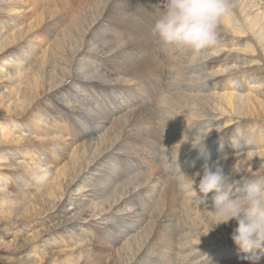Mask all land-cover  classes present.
Instances as JSON below:
<instances>
[{"label":"rangeland","instance_id":"rangeland-1","mask_svg":"<svg viewBox=\"0 0 264 264\" xmlns=\"http://www.w3.org/2000/svg\"><path fill=\"white\" fill-rule=\"evenodd\" d=\"M147 1L113 0L111 9L115 8L114 14L110 11L105 14L106 12L101 11L108 6L106 5L107 0H0V133L1 130L8 131L7 138L10 139H6L3 143L4 139L1 140L0 137V264H192L190 257L186 260L188 262L184 261L185 254L188 255L198 250L190 247V242L192 246L201 248L203 243L208 244L209 239L212 240L214 236L221 240L229 239L232 232L230 233L228 228L225 229L226 226L232 224L233 230L237 227L233 225V222L236 224L235 221L214 227L215 220L211 212H207L208 217H206L197 207H191V204L194 203L195 206L199 204V201L194 199L195 194L188 188L186 192L179 194L181 197L178 195L177 209L172 213L162 212L160 216L167 219L157 222L150 215L154 208L151 198H159L164 191L162 184H166L164 183L166 179H181L179 183L182 184L185 177L180 173L187 176L189 173L193 175V170L190 169L197 167L194 163H188L183 168L184 164L178 166L176 162L173 164L176 175L166 173L163 174L167 175L165 178L160 175L163 182L160 181L159 175L153 178L152 174L156 171L161 173L163 170L158 166L165 165L164 161L159 163L157 160L164 159V157L169 158L170 152L181 148L170 146L171 149L165 155L162 152L166 147L165 143L168 145L177 139L182 141L184 137L191 138L194 133L200 131L204 134L214 132L213 135L207 137L211 139H205L200 147L211 149V152L214 151L216 154L214 157L205 158L203 163L199 164V168L194 169V173L202 170L205 163L223 162L228 160L230 155H234V151L221 147L232 145L230 142L233 140V131L221 130L215 134L220 122H215L212 117L217 113L213 110L214 101L206 103L204 100V97L212 98L211 95L217 92H225V87L222 85L228 80L223 79L218 84L213 83L207 88L201 86L192 91L182 89L181 92L186 95L188 101L192 100L190 102L178 98L174 100L180 108L173 109L174 120L169 119L167 123L175 122V126L169 127L167 131L178 130L175 135L170 136L169 134L170 137L165 136L161 142L154 143V145L150 143L147 145L139 140L142 143H135L134 148L131 143L129 144V138L140 134L139 131L143 128L150 129L149 124L137 121L133 128L126 125L120 131L116 130L118 134L112 136V142H116V146L106 154L98 155L99 150L96 149L98 146L96 147L95 141L97 143V140L102 137L109 139L108 131H111L116 123L126 120V114L139 109L145 103H153L152 105L155 104L160 108L165 107L166 103L162 99L168 96L170 89L163 98L162 96L167 90L165 86L168 81L185 80V85L189 88L191 83H200L199 79L203 75H208L213 71L206 68L189 74L190 72L185 73L186 71L178 72V67H175L173 72L167 68L163 71V76L158 83L157 77L152 78L155 80L154 87L150 88L152 92L149 86L143 87L144 83L141 84V81H138L141 74L132 70L134 69L132 65H135L137 58L140 57L138 47L135 45L128 47L127 43L125 44L126 41L133 39L132 33L123 32L125 25L119 20L127 15L151 31L154 20L162 10V1L155 0L157 6ZM250 1L233 0L234 8L231 12L243 19L244 13L259 3V11L253 8L248 12L249 15L264 12V0ZM117 6L120 9L124 8V12L116 13ZM95 8H99L97 15L93 12L97 10ZM243 10L246 11L243 12ZM99 12L104 13L101 18L106 17L101 23L103 26L92 28L91 25L95 18L100 15ZM140 13H145V15ZM245 33L250 39L235 37L233 31L225 28L221 21L218 26V35L220 46H223V53L215 58L225 65L223 69L232 66L237 68L246 66L243 72L252 75L259 72L264 76V55L260 48L257 47V56L242 52V48L246 45L257 46L258 34L254 36L248 31ZM101 34H103V39L100 37ZM116 37L117 41H120L119 44L126 45L124 48H128V52L123 53L124 57L119 55L116 58V55H110L111 52L106 55L100 53L102 58L100 55V57L93 55L94 52L99 51L98 46H107L111 44V41L114 43ZM210 53L211 51L185 57L189 59L197 56L200 59L202 55ZM135 54L138 56L136 57ZM210 58L212 57L207 60L209 61ZM203 61H196L192 66L193 69L200 67L199 64ZM189 64L184 63L183 66L188 67ZM168 65L167 61L163 66ZM70 74L71 78H69ZM74 76L79 79L96 76L98 80L95 81V85L86 82L79 84ZM169 76L174 79L168 80ZM148 79L149 77L144 81ZM99 82L105 86L97 85ZM114 86L118 89H111ZM142 90L146 93L142 94ZM132 92L138 96L140 101H135L138 102L137 105L131 102L133 104L131 106L127 104V98L122 95L126 93L127 97L132 98L133 95L130 96ZM150 93L153 94V99L149 98ZM170 93L175 94L176 92L171 90ZM199 96L203 99L200 100ZM119 102H124L125 107L117 113ZM202 105L208 111L206 109L204 112L189 110L195 107L201 108ZM167 108L169 110L170 106L165 107V112L168 111ZM104 111L109 113L108 117L112 121L109 125H103L104 130L100 131L95 128V120H88L87 117L96 119L97 114ZM239 113L241 115L244 113L243 107ZM191 114H194L196 118L190 117ZM219 116L217 119H220L221 116ZM188 118H191V121ZM39 120L40 123H37ZM259 120L262 122L264 119ZM154 122L158 123L157 120ZM244 124L245 122L241 123V125ZM190 125L197 127V130H190ZM55 134L64 137L60 140L62 146L50 147L55 141H52ZM161 135L160 132L159 136ZM18 137L19 139H16ZM65 139L68 141L65 142ZM214 140L220 143L218 144L220 147L211 145ZM92 141H94L92 144L94 149L92 147L93 150L86 151L84 148L87 145L89 148ZM25 145L32 148V152L28 155L23 150ZM51 148L54 150L52 153L49 151ZM79 148L81 153L75 152ZM221 148L223 151H220ZM96 150L97 155L94 154ZM58 151H61L59 157L56 156ZM150 153L153 156L157 154L158 158L151 157ZM198 156L201 154L199 153ZM116 173L121 174L119 179L123 181L110 183V176ZM142 177L146 178L144 180L146 188L135 190L136 196L141 195L135 199H128L129 203L120 200L128 191V187H132L126 185L128 180L136 184ZM116 203L118 205L115 206ZM186 203L190 204L187 206ZM142 216H145L144 221L139 219ZM173 224L174 226L183 224L182 226L186 228L180 229L179 233L183 237H176L178 240H173L175 236H171V241H168L166 236L174 234ZM120 226L122 228L119 229ZM129 227L133 228L130 234L126 232L128 229L130 231ZM185 235H188L189 240L184 238ZM133 236L136 238L132 239ZM115 237L119 240L112 243ZM204 238L207 241H204ZM138 239H141L143 243L146 241L145 249L142 251L138 249L141 242H135ZM183 243L184 248L181 246ZM219 253L222 251L212 249L207 254H196L191 257L196 261L207 260V264H250V261L246 259V254L239 250L232 248L226 255Z\"/></svg>","mask_w":264,"mask_h":264},{"label":"bare ground","instance_id":"bare-ground-1","mask_svg":"<svg viewBox=\"0 0 264 264\" xmlns=\"http://www.w3.org/2000/svg\"><path fill=\"white\" fill-rule=\"evenodd\" d=\"M245 1H247V0H245ZM251 1L254 2L255 0L254 1L251 0ZM112 2H113V0H107L106 5H108V6L107 7L104 6L105 9H104V11L102 10L101 12H106L105 14H107V12L110 11L111 13L114 14L115 8H112L111 9V3ZM147 3H151L152 5H155L156 4L155 0H148ZM238 4H240V3H238ZM242 4H243V2H242ZM259 5H260V3L253 5L251 8L249 7L250 9H248L247 11L246 10H243V12L246 11L244 13V18L243 19H241L240 18L241 16L239 17L238 14H234L233 12H231L228 16H226L222 20L225 28H227L229 31L231 29L233 31L235 37H238L239 36L240 38L250 39L249 36L246 35L245 31L250 32L251 35L254 34V36L258 34V40H257L258 43H257V46L255 45V46L252 47V46L246 45L245 48L244 47L242 48L243 49L242 50L243 53H249V54H251V56H257L258 55V53H257V47L260 48V50L262 51V53L264 55V21H263L264 12H259L257 14H255V13L252 14L251 13L252 16H250L249 13H248L253 8H256V11L258 12L259 11ZM155 6H157V5H155ZM159 8H161V7H159ZM93 9H94V7H93ZM95 10L96 11H93L94 12V15L96 13L98 14L99 8H95ZM123 10H124V8L120 9V7H118V6L116 7V13H120ZM91 14H93V13L91 12ZM102 14H104V13H100V15L97 16L96 18L94 17L95 20H94L93 24L91 25L92 28H96V27L101 28L103 26L101 23H102V21H104V19H106V17H102L101 18ZM140 14L145 15V13H140ZM242 16H243V14H242ZM91 18H93V17H91ZM119 21L123 22L124 25H125L124 28L121 25V27L123 28V30H122L123 32H125V33L130 32V33H132L131 36H132L133 39H131L130 41H126L125 44L127 43L126 45H128V47L130 45H135V46L138 47V55L140 54L139 55L140 57L137 58L136 64L135 65H132V66H134V69H132V70L134 72H138L137 74H141L138 81H141L140 82L141 84H142V82L144 83L143 87L144 86L145 87L146 86H149V89L150 88L152 89L154 87V81H155L154 80L155 79L154 77H157V83H158L159 80L161 79V77L163 76V71L166 70L167 68H170L171 71L173 72V70L176 69L175 67H178L177 68L178 69L177 70L178 72L182 73L183 71H186L185 73H189L190 72L189 74L195 73L194 71H196V70H198V71L205 70L206 68H208V70L212 69L213 71H211V73L208 74V75H203L200 79L198 78L200 80V83L199 82H197V84L191 83L189 85V88H188V86L185 85V83H186L185 80L180 79L182 81H179V82H176V81L174 82V80L171 81V82L168 81V84L165 86L167 90L164 91L163 96H162V98H163L164 95L170 89L168 96L165 97L164 99H162V100H164L163 102L166 103L165 107H169L170 106L169 110L167 108L168 111H166L168 113H166L164 111L165 107L164 108L163 107L160 108V107H158L155 104L152 105L153 103H151V104L150 103H145L139 109L132 110L129 114H126L127 115L125 117L126 120H122L119 123H116V126L115 127H112L111 128V131H108L109 139H106L107 137L106 138L102 137L101 139H98L97 140V143L95 141L96 147L98 146V148H96V149L99 150L98 155L101 156L103 154H106L107 151L109 152V150L111 148H113L114 146H116L117 143L116 142H112V136L118 134L116 132V130L120 131V129L123 128L126 125L129 126V127H131V128H133V126L136 125V122L137 121H142L144 124H149L148 127L150 129L143 128V129H141L139 131L140 134L139 133L138 134H135V135L131 136V138H129L130 140L128 142H129V144L131 143V145L133 147H134L135 143H138V142H141V141L143 143L145 142L147 145H148V143L154 145V143L161 142L162 139H164L163 137H165V136L166 137H170V136L175 135L176 134L175 132L178 131V130H176V131H173V130L167 131V129H169V127H174L175 126V122H173V123L169 122V123H166L165 124V119L163 117L166 115V118L168 120L169 119L174 120V117L172 115V114H174L173 109L176 110L179 107L177 105V103H174V100H176L177 98L178 99H182L183 101H186V102H190V100H192V99H190L188 101V99L186 98V95L183 94V92H181L182 89H184V91L185 90L187 91V89H189V90L192 91V89L197 90V89L201 88V86H205V88H207L210 85H213V83L215 85V84H218V82H222L223 79H224V81L225 80H228V81H226L224 83V85H222V87H225V92H222V93L217 92L215 95H211V96H213L212 98L207 96V98H209V99H207L206 97H204V100H206L205 101L206 103H209L210 101H214L212 106L214 107L213 110H215L217 113H216V115H212V113H209V115L211 114L212 117H214V121L215 122H220V124H218L219 127H218L217 131H215V134H217V132L218 131H221V130H224V131H227V130L233 131V134H232L233 135V140L230 142V145L231 144L232 145L231 146H228V147H226L225 145H223L221 147L225 148V150H232V152L234 151V155H230L227 158L228 160H224L223 162H219V164L223 168V170H225L224 172L225 173L227 172L226 175L229 176V180H230V183H231V187L233 189L234 194H236V195H239L240 194L239 189H241L246 182H249V181H252V180H256V179H259L261 181H264V120L262 122H261V120H259V119H264V76L261 75V74H259V72H257V74H254V75L247 74V72H243V70L246 68V66H242V67H239V68H237L236 66H232V67H225V69H223V67L225 65L222 64L219 59L215 58V57H217L218 54L223 53V46L222 47L220 46L217 50H212L210 54L202 55L200 57V59H198L197 56H196V58L194 57V58L187 59L185 56L192 55L191 52H172V53H168V54H158L154 50L153 38L151 36V31L150 30H147V28L144 27V26H142L140 22H138L137 20L135 21L134 19L130 18L127 15L126 16L124 15L122 17V19H120ZM261 21H263V22L261 23ZM9 25H11V24H9ZM117 33H119V32H117ZM130 33H128V34H130ZM102 36H103V34H101V36H100L101 39H103ZM127 39H129V38H127ZM117 40H118V38L116 37L114 39V43H112V41H111V44H108L107 46L106 45H102V46L100 45V46H98V47H100L99 48V51L94 52L93 55L95 54V55L99 56L100 53H104L106 55V54H109L111 52L112 54H110V55H114V56L116 55L115 56L116 58L119 57V55H121L122 57H124L123 56V53H124V51H127L128 52V50H127L128 48L127 49L124 48L126 45L124 46L123 44H119L120 41H117ZM7 41H8V39H7ZM8 43H9V41H8ZM123 48H124V50H123ZM130 48L132 49V47H130ZM140 49H144V50L140 51ZM250 51L253 52V53H251ZM92 52H93V50H92ZM89 53H91V51ZM138 55L135 54L136 57ZM209 57H212V58H210V60L208 61L207 59H209ZM101 58H102V56H101ZM129 60H130V58H129ZM189 60H191V61L189 62ZM199 60H204V61L201 64H199L200 67H198V68L196 67L195 69H193L192 66L195 64L196 61H199ZM167 61L169 62V65L167 67L163 66L164 63L166 64ZM184 63H190L189 64L190 66L184 67L183 66ZM18 67H19V65H18ZM257 68H259V67H257ZM183 69H185V70H183ZM132 70H130V71H132ZM72 72H70V73H72ZM168 74H170V72ZM73 75H74V73H73ZM74 77H75V80H77L76 82H78L79 84L86 82V83H91V84H94L95 85L96 84L95 81L98 80V77H96V76L94 78H87V79H83V78L82 79H79L76 76H74ZM88 77H90V76H88ZM148 77H149V79L146 80V81H144ZM69 78H71V74L69 75ZM152 78H154V79L152 80ZM172 79H174V77H172V76L170 77L169 76L168 80H172ZM236 83H238V84L235 85ZM97 85H99L101 87H104L105 86L102 83L100 84V82ZM115 85H118V84H115ZM157 86H158V84H157ZM114 87H116V88H114ZM114 87H112L111 89H118L117 86H114ZM151 89H150V91H151ZM171 90H173L176 93L175 94H171L170 93ZM81 91H84V90H81ZM20 92H22V91H20ZM142 92H143L142 94H145L146 93V92H144V90H142ZM112 93L113 94H117L115 92H112ZM152 95L153 94H151V93H150V95H148L150 99H153ZM122 96L124 98H127V104H130L131 106L133 105V104H131V102L134 103L135 101L139 100L138 96H135L133 92L130 94V96H132V98L129 97V96L127 97V94L126 93H125V95H122ZM154 96H155V94H154ZM196 98H198V96ZM259 98H261V99H259ZM199 99L201 100L203 98H201L199 96ZM153 102H154V100H153ZM191 102H193V101H191ZM137 103L138 102H135L134 105H137ZM0 104H1V102H0ZM123 104H124V102H119L118 103V105H117L118 106V110L116 111L117 113H119V111L122 109V107L123 108L125 107V105H123ZM187 105H189V104H187ZM190 105L192 106V103ZM202 107H203V105H202ZM202 107L201 108H198V107L196 108L195 107L194 109H189V110L195 111V112H198V111L199 112L200 111L204 112V110L206 109V107L205 108L204 107L202 108ZM242 107L244 109V113H243L244 116H242L243 114L241 115L239 113V112H241ZM210 110L211 109L209 108V111ZM215 111L213 113H215ZM218 115L221 116V117L219 116L220 119H217L218 118ZM108 116H109V113L107 111L106 112L104 111V112L98 113L96 119H94V118L92 119L90 117H87V119L88 120H92V121L95 120V125H96L95 128L96 129L98 128L97 130H100L101 131V130H104V127L105 126H103V125H106V124L109 125V124H111L112 119H110V117H108ZM190 117H194V114H191ZM194 118H196V117H194ZM188 119L191 121V118H188ZM99 120H101V121H99ZM155 120H157L158 123L157 122L155 123L154 122ZM189 120H188V122H189ZM208 122H211V120H208ZM242 122H245V124H244L245 126L244 125H241ZM37 123H40V120H39V122L37 121ZM239 125H241V126H239ZM189 127H190V130H192V129L193 130H195V129L197 130V127L195 128L194 125H190ZM36 128H38V127L36 126ZM131 130H133V129H131ZM170 131H173V132H170ZM160 132L162 133L161 136H159L160 135ZM169 134H170V136H169ZM213 134H214V132L213 133H208V135L206 133L205 135H207V137H208V136L213 135ZM8 135H9L8 131L1 130L0 137H1V140L4 139L3 143L6 141V139H8L7 138ZM119 135H117V136H119ZM125 136H126V134H125ZM207 137H206V140H210L211 139V138L208 139ZM142 138H143V140H142ZM16 139H19V137L16 138ZM62 139H64V137L59 136L58 134H55L54 137L52 138V141H54V140L55 141L52 143V145H50V147H53V145L62 146V144L60 143V140H62ZM8 140H10V139H8ZM8 140H7V142H8ZM139 140H141V141H139ZM192 140H193L192 137L191 138L184 137L182 139V141H180V140L177 139V141H172V142L168 143V145H166V143H165V146L166 147L162 151L165 155L171 149L170 146H176V147H181V148L179 150H173L172 152H170L171 153V156L169 158L164 157V159L159 158V160H157L155 158L159 163H161L162 161H164L165 163L164 162L163 163L165 165L158 166V167H161L163 169V170H161V173H160V171H156V172L154 171L155 174H152L151 176H153V178H154V177H156V175L164 176L163 174H166V173H168L170 175L173 173V174L176 175L177 172L175 173V170H174L175 168H173V164L176 163V162H177L176 165H178V166L184 164V165H182L183 168H185V166L188 165V163H191V164L194 163V165L197 166V167H193V168L191 167L190 170H193V175H189L190 174L189 173L188 174L189 177L194 176V174L197 173V172H200L202 174V170H200V171L198 170V171H196L194 173V169L199 168V164L203 163V161L205 160V158L214 157V154H216V153L214 151L211 152V149L209 150V149H204V148H201V147H194L191 144V142H190ZM66 141H68V140L65 139V142ZM237 141H239V142H237ZM93 143H94V141L90 142L89 148L87 147L88 146L87 145L84 149L86 151L93 150L94 149V146H92ZM218 144H220V143L219 142L217 143V141H215V140L211 143L212 146L215 145L216 147H220V145H218ZM23 147H24L23 150L25 151V154L26 155H28V154H30L32 152L31 151L32 148L30 146L25 145ZM92 147H93V149H92ZM120 147H122V145ZM46 148H48V147H46ZM97 150L94 151V154H96V155H97V153H96ZM49 151L52 153L54 150H53V148H51V149H49ZM78 151H79V153H81V149L80 148L78 150H76L75 152H78ZM220 151H223V149L221 148ZM60 152L61 151H58L56 153V156L57 157L61 156ZM151 153H150V156L151 157H157V154H156V156H153ZM199 153L201 154V156H198ZM211 153H212V156H211ZM117 155H119V154H117ZM75 156L76 155H74V157ZM146 157H147V155H146ZM155 159H154V161H155ZM19 163H17V164H19ZM156 166H155V168H156ZM65 168H64V170H65ZM57 172H59V171H57ZM63 176H65V175H63ZM161 176H160V181H162L161 180V178H162ZM165 176H167V175H165ZM165 176H164V178H165ZM110 177H111L110 183L118 182V181H121L122 180V179L121 180L119 179V178H121V174L120 173L113 174ZM145 179L146 178H144V177H142L141 179L139 178L138 179L139 181L136 184H135L134 181H131L129 179L128 182L126 183V185L127 186L128 185H131L132 187H128V189H127L128 191H126L125 194H123V199L120 197L121 198L120 200L128 201V199H130V198H134V199L135 198H138L141 194L136 196V191L135 190H143L144 188H146V185H145V182L146 181H144ZM193 179H196V184L198 185L199 177H197V178L193 177ZM148 180H150V179H148ZM166 180L167 181L164 182L166 184L165 185L162 184V186H164L163 187V190L164 191L160 194L159 198H156V197L155 198H151V202H152V205H153L154 208H152L150 215H152V218H154V220H156L157 222H162V221H164V219H167V218H164L163 216H160V215H162V212L163 211H165V213L166 212L172 213V211H174L175 209L178 208L177 207V204H176L178 202V195L180 193L182 194V192H186L185 190L187 188V187H182V184L179 183V181H182L181 179H178V180L173 179L172 180L171 178H169V179H166ZM134 185H136V187H134ZM121 188H122V186H121ZM137 188H141V189H137ZM116 189H115V191H116ZM196 190H197V193H199L198 188ZM157 194H158V192L156 193V195ZM48 195H49V193H48ZM192 195H190V196H192ZM213 195H214L213 193H209L205 197L204 194L201 193V194H198L197 197L194 198L195 200H197V199H204L205 202H206V205H207V209L205 208L204 205H201L200 203L199 204H196L195 206L193 205L194 204L193 203V204H191L192 205L191 207L192 208L193 207H197V209H199L200 213H203V214H205L206 217H208L206 215V213L207 212H211V206H212V203H213ZM188 198L190 199V197H188ZM47 199H48V197H47ZM182 199H183V196H182ZM184 199L186 200L187 197L184 198ZM28 200H30V199H28ZM127 203H129V201ZM187 204H190V203H186V205ZM116 205H118V204L116 203L115 206ZM109 210H111V209H109ZM140 211H141V209H140ZM181 213H183V212H181ZM211 215H212V213H211ZM144 217L145 216H142L139 219L141 221H144L143 220ZM156 218H158V220ZM208 219H210V218H208ZM182 225H176L175 224V226H174V224H173V228H174L173 229V233L174 234L173 235L171 234L169 236L168 235L166 236L167 239H168V241H171L170 240L171 239L170 238L171 236L172 237L175 236V238L173 237V240H175L176 237L178 238V237H181L182 236L181 233H179V232H181L180 229H182V228L185 229L186 228V226L184 227ZM233 225H236V224H234V222H233ZM233 227H232V224H231L229 226H226L225 229L228 228V231L231 233V232L234 231L233 230ZM120 228H122V227L120 226L119 229ZM125 228H127V227H125ZM129 228H131L130 231H128L129 229L126 231V232H128V234H130V232H132L131 230H133L132 227H129ZM190 228H192V227H190ZM150 236H152V235H150ZM185 236H184V238H186V240H187L188 239V235L186 237ZM210 237L211 236H209V238ZM134 238H136V237L133 236L132 239H134ZM184 238H180V239L184 240ZM207 238H208V236H207ZM211 239L212 240L209 239L210 242L208 244H206V243L204 244L203 243L201 245L202 246L201 248L194 247V246H192L193 244L191 242H190L191 245L188 244L189 243L188 242L187 244L190 245V247L195 248V249H198V250H195L194 252H191L188 255L185 254L186 258L184 259V261H186L188 259V257H190L191 258L190 260L193 261L192 264H207L208 263L207 260H203V261L197 260L196 261V260H194V258L192 259L191 256H195L196 254H203V253L207 254L212 249H215L217 251L218 250H221L222 253H219L220 255H222V254L226 255L228 252L231 251L232 248L234 250H239L233 244V242H232V240L230 238L229 239H223V240H221V239H219V237L215 238V236H214ZM117 240H119V239H117L115 237L113 239V242L112 243H116ZM164 240H166V239H164ZM176 240H178V239H176ZM148 241L149 240H147V242ZM204 241H207V239H205ZM135 242H138V243L141 242L139 244L140 246L138 245L139 246V248H138L139 251L140 250L142 251V249H145L144 248V245H145L146 241L143 243V241L141 239H138V240H135ZM184 245H185L184 243L181 244V246H183L182 248H184ZM180 251L181 250L179 249V252ZM211 260H213V259H211ZM120 262H121V260H120ZM186 262H188V261H186ZM258 264H264V260L261 258L258 261Z\"/></svg>","mask_w":264,"mask_h":264},{"label":"clouds","instance_id":"clouds-1","mask_svg":"<svg viewBox=\"0 0 264 264\" xmlns=\"http://www.w3.org/2000/svg\"><path fill=\"white\" fill-rule=\"evenodd\" d=\"M161 6L151 27L154 50L158 54L191 52L198 55L219 48L218 26L231 13L234 3L233 0H162ZM163 118L166 124L169 120L166 115ZM207 135L196 132L190 142L200 147ZM180 175L185 177L182 187H187L196 197L197 188L205 197L214 194L211 206L214 227L235 221L237 227L230 237L233 244L246 254L250 264H258L264 258V181L246 182L236 195L229 176L218 162L205 163L202 174ZM193 177H199L198 185ZM197 200L207 209L204 199Z\"/></svg>","mask_w":264,"mask_h":264}]
</instances>
